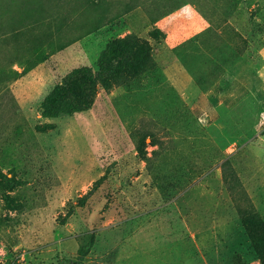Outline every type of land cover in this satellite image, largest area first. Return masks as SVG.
<instances>
[{"label": "rangeland", "instance_id": "374dc122", "mask_svg": "<svg viewBox=\"0 0 264 264\" xmlns=\"http://www.w3.org/2000/svg\"><path fill=\"white\" fill-rule=\"evenodd\" d=\"M210 32L258 57L264 0H0V264H264L236 209L264 227V81L240 60L219 99L171 84ZM128 36L131 69L104 55Z\"/></svg>", "mask_w": 264, "mask_h": 264}, {"label": "trees", "instance_id": "16d2710c", "mask_svg": "<svg viewBox=\"0 0 264 264\" xmlns=\"http://www.w3.org/2000/svg\"><path fill=\"white\" fill-rule=\"evenodd\" d=\"M211 33V32H210ZM208 33V40H203V39H189L188 41H186L187 43V52L189 53V59L183 60L182 62L185 64L186 66V70L188 72V74L190 75V78L194 84V86L198 89V91L200 93L204 92L207 93L209 91H211L214 87H215V82H216V78L215 81L213 80L214 76L216 75V70H218L219 72H226L220 65H218L215 61H213L212 59V54L218 49V47L222 44L223 41H220V36H218L216 33ZM135 38L132 36H128L125 37L119 41L116 42H110L107 45V48L104 52L106 54H110V52L113 51V59H116L118 56H120L122 53H131L132 50H129L130 48H135V50L133 51L134 55H138L137 58L133 61H131L127 67H129V69H131L132 67H136L137 64L138 65H142L144 64L148 58H149V49L148 46L144 43H136L135 42ZM134 42V45H131V43ZM136 45V46H135ZM234 49V48H233ZM234 51L241 55L242 53L239 52V50L234 49ZM189 64V65H186ZM212 65L215 69L212 70ZM86 69L84 68H79L78 70H76L73 74V76H77V78L79 79V77L81 76H85L86 74ZM130 75V72L128 73ZM219 76V73H218ZM220 81L224 78V73L220 74ZM214 81V82H213ZM219 81V82H220ZM77 85V89L75 91V94L77 97H81L83 95L82 91H81V83L80 81H77L76 83ZM204 90L202 91L201 89ZM202 91V92H201ZM52 94V93H51ZM58 94V93H56ZM203 94V93H202ZM49 99L46 98L42 105H45L47 102V100ZM260 113V112H259ZM188 116H186L182 121L188 119L190 117V114H187ZM254 120L252 121L251 124L248 125V129L250 130L252 127H254V125L257 123L258 117L257 114H255ZM212 124L210 125L211 128ZM208 128L205 129L204 134L206 135V131L208 130ZM203 134V135H204ZM147 137L152 138V136L150 134H148L145 139ZM203 137V136H202ZM250 137V135L248 136V138ZM142 145H144V140L141 141ZM199 142V140H197L196 138L193 139L192 141L189 142V147L193 148L195 145H197ZM154 144L156 145L155 142L152 141V145L154 146ZM222 159L221 156L219 157V159L217 160V162ZM208 169V167H205L203 169L206 170ZM5 192H10L11 189H13V182H8L6 181L5 183H2L1 186ZM6 198V197H5ZM245 200L247 201L246 204V208L244 210H242L239 206L236 205V209H237V213L240 217L241 223L246 226V228H257V229H264L263 223L262 221L259 219L256 211H254V209L252 208L251 204L248 202V200L245 198Z\"/></svg>", "mask_w": 264, "mask_h": 264}, {"label": "crops", "instance_id": "0c3cea01", "mask_svg": "<svg viewBox=\"0 0 264 264\" xmlns=\"http://www.w3.org/2000/svg\"><path fill=\"white\" fill-rule=\"evenodd\" d=\"M225 55V57H227L228 61L224 62L221 61V58ZM214 61L220 65L226 72L228 70H230L234 65H236L240 60H243L249 67H251L257 74V76L264 81V48L258 52V57H253L250 59L249 55H247V52H245L244 55L242 56H238L236 54V52L227 44H223L220 47H218V49L213 53L212 55ZM172 74V78H171V84L174 87H182V84L184 82L188 83V84H192V86H194L192 80L189 78L187 79L185 76L175 73L174 71H171ZM188 80V81H187ZM233 86L234 88H236L237 86H239V84L234 83H229V82H225L224 84H221V87H216L213 88L209 93L212 92V96L217 97V99H219V97L224 96L227 92H231L233 90V88L231 87ZM195 87V86H194ZM183 88V87H182ZM196 88V87H195ZM185 90V89H184ZM183 89H179V91L182 93L184 91ZM239 90V89H238ZM189 109L192 112V108L189 107ZM205 118H207V115H205ZM190 119L195 120L202 128V132H204V130L207 127V122L206 121H202V119L198 118L196 119L194 114H191V116L184 120L181 123H184L185 121H188ZM180 123V124H181ZM178 124V125H180ZM177 125V126H178ZM176 126V127H177ZM173 128V127H172ZM175 129V128H173ZM171 131L175 134L174 137V141L177 139V131H173L171 129Z\"/></svg>", "mask_w": 264, "mask_h": 264}]
</instances>
